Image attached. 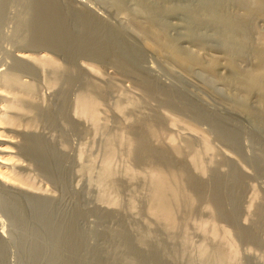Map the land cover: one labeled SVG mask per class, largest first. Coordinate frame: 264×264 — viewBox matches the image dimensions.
Returning a JSON list of instances; mask_svg holds the SVG:
<instances>
[{
    "label": "rangeland",
    "instance_id": "obj_1",
    "mask_svg": "<svg viewBox=\"0 0 264 264\" xmlns=\"http://www.w3.org/2000/svg\"><path fill=\"white\" fill-rule=\"evenodd\" d=\"M262 55L264 0H0V264H264Z\"/></svg>",
    "mask_w": 264,
    "mask_h": 264
},
{
    "label": "bare ground",
    "instance_id": "obj_2",
    "mask_svg": "<svg viewBox=\"0 0 264 264\" xmlns=\"http://www.w3.org/2000/svg\"><path fill=\"white\" fill-rule=\"evenodd\" d=\"M262 5V4H260ZM233 26V25H232ZM261 52V51H260ZM262 53V52H261ZM261 55V54H260ZM19 59H26L28 58V55L24 54V53H20L18 55ZM262 57H264V55H262ZM39 59V58H38ZM264 61V60H262ZM39 63L41 64H47V65H53V63L49 60H44V59H41L39 60ZM261 74V73H260ZM262 75H264V73H262ZM261 75V76H262ZM258 76V75H257ZM264 77V76H262ZM260 78V77H259ZM256 79V78H255ZM8 81V80H7ZM4 89V88H3ZM2 88H0V98H7L6 97V94L5 92L7 91H3ZM8 90V89H7ZM9 95V94H8ZM11 95V94H10ZM11 97V96H10ZM8 96V98H10ZM12 98V97H11ZM11 98L9 99L10 100V105H8L7 101L6 100L5 103H1L2 105L0 106V125L2 127H0V129H4L3 131H0V136H3L5 139H0V146H2L3 144H5L4 142H11L10 141V136L7 135V133H9L10 131H14L15 127H14V124H15V118H14V115H13V112H14V108L16 109L17 107H14L16 105H14L15 103L11 102ZM17 98V97H16ZM12 99H15V98H12ZM93 98H88V97H85V96H81L79 99H78V107L80 108V111L81 113L83 114H86V115H89L90 117H93V109L94 107L96 106V103L95 101L92 100ZM18 103V102H17ZM20 106V105H19ZM19 110V109H18ZM78 111V112H80ZM16 112V111H15ZM15 114V113H14ZM259 115V114H258ZM16 117V116H15ZM94 118V117H93ZM92 118V119H93ZM17 125V124H16ZM15 125V126H16ZM14 127V128H12ZM8 129V131L6 130ZM14 129V130H13ZM12 139V137H11ZM8 143V144H9ZM137 146L139 148L140 146V149L141 151H146L145 153H147L148 151V148L145 144V142L143 140H139L137 142ZM140 144V145H139ZM207 144V143H206ZM13 145V144H12ZM132 146V144H131ZM136 146V147H137ZM11 148L10 144L9 146H5V147H0V153H10L7 149ZM205 148H207V145L205 146ZM32 149V148H31ZM35 150V149H33ZM139 152V151H138ZM150 152V151H149ZM196 155V154H195ZM160 158V157H159ZM108 159V158H107ZM192 165L198 167V157L197 156H192ZM4 164H7L5 163L4 160H2V157H0V166L3 165V166H6ZM200 164V163H199ZM9 166V164H8ZM107 166V165H106ZM7 167V166H6ZM4 168V167H3ZM9 168V167H8ZM108 169V168H107ZM155 170V169H154ZM0 171H2V169H0ZM6 172V171H5ZM4 172V173H5ZM107 172V171H106ZM1 173V172H0ZM8 174H0L1 177L4 179L5 182H7V184L9 183V185L13 186V187H16V189H23V190H26L28 191V185L24 182L25 180H22L23 178H20L18 177L17 175H10L9 172H7ZM109 173V172H108ZM181 173V172H180ZM179 172H164V171H161V170H155V171H151V174H150V180H151V183H152V187H153V190H152V200L154 202L153 204V207H152V213H154L155 215L159 216L160 218H162L163 220H165L166 222L168 223H172L173 220H174V212H173V204L177 203L175 202L178 198L180 199V196L182 195V174H180ZM202 173V172H201ZM27 181V180H26ZM31 187V185H30ZM33 189V188H32ZM35 189V188H34ZM33 189V191H34ZM31 190V189H30ZM183 196V195H182ZM151 199V198H150ZM191 200V199H190ZM175 202V203H174ZM178 204V203H177ZM175 208V206H174ZM168 225V224H167ZM210 228V227H209ZM212 228V227H211ZM216 233V231H215ZM217 234V233H216ZM209 235V234H208ZM215 235V234H214ZM218 235V234H217ZM227 236V235H226ZM214 237V236H213ZM222 240V239H221ZM225 248V247H224ZM232 248V247H231ZM234 251V250H233ZM236 252V251H235ZM234 252V253H235ZM201 255V254H200ZM214 255L216 256V258H221L223 257V253L221 250H216ZM235 256V255H233ZM214 257V256H213ZM223 259V258H222ZM219 260V259H218Z\"/></svg>",
    "mask_w": 264,
    "mask_h": 264
}]
</instances>
